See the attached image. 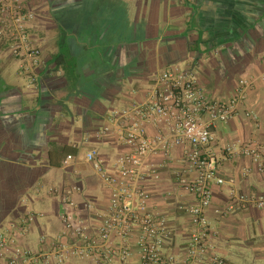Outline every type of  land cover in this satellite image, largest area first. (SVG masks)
Returning a JSON list of instances; mask_svg holds the SVG:
<instances>
[{"label":"crops","instance_id":"crops-1","mask_svg":"<svg viewBox=\"0 0 264 264\" xmlns=\"http://www.w3.org/2000/svg\"><path fill=\"white\" fill-rule=\"evenodd\" d=\"M25 1L43 62L33 84L10 52L0 50V232L14 226L18 244L36 252L54 239L72 243L61 219L67 203L97 236L112 188L95 163L113 175L118 158L130 152L118 135L102 132L116 130V113L154 99L156 76L179 68L193 73L212 101L234 97L241 78L253 82L236 115L212 128L207 151L225 184L213 183L207 217L213 249L225 264H264V209L229 210L231 191L264 196V172L226 152L239 142L264 144V0ZM145 127L157 135L156 127ZM92 152L97 159L89 162ZM148 164L161 174L150 184L149 210L167 216L166 253L183 264L193 226L177 205L195 203L175 175L186 166L183 148ZM130 264H139L138 256Z\"/></svg>","mask_w":264,"mask_h":264},{"label":"built area","instance_id":"built-area-1","mask_svg":"<svg viewBox=\"0 0 264 264\" xmlns=\"http://www.w3.org/2000/svg\"><path fill=\"white\" fill-rule=\"evenodd\" d=\"M33 19L34 14L25 0H0V44L36 84L37 70L43 61L42 50L33 43L29 30ZM154 82L157 88L152 101L116 113L113 118L116 130L107 128L102 132L118 135L130 152L118 158L113 175L101 162L95 163L102 179L112 188L109 214L101 216L98 235H93L66 203L61 219L72 243L54 239L49 247L36 252L20 246L17 231L10 226L0 232V264H66L74 258L91 260L94 264H130L135 256L139 264H182L166 253L172 236L167 216L149 210L150 184L160 181L161 174L158 166L148 164V159L169 155L178 147L183 148L186 166L175 173L177 182L195 200L193 205H177L179 211L191 217L193 226L183 264H225L213 249L207 217L214 199L212 185H224L225 180L219 177L217 163L207 148L213 141L214 125L228 123L236 115L253 82L247 77L241 78L235 96L228 101L209 100L195 75L187 70L170 69L156 76ZM246 116L258 122L256 114L247 112ZM146 124L157 128L156 136L149 135ZM226 152L251 159L258 170L264 172V144L261 142L230 144ZM96 159V152L87 156L89 162ZM72 160L69 156L64 165L68 166ZM193 174L195 179H190ZM230 199L231 211L247 207L264 209V196L231 191ZM28 220L33 223L35 216Z\"/></svg>","mask_w":264,"mask_h":264},{"label":"trees","instance_id":"trees-1","mask_svg":"<svg viewBox=\"0 0 264 264\" xmlns=\"http://www.w3.org/2000/svg\"><path fill=\"white\" fill-rule=\"evenodd\" d=\"M5 49V46L0 44V50Z\"/></svg>","mask_w":264,"mask_h":264}]
</instances>
